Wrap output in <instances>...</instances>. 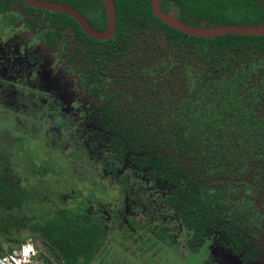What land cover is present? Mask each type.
<instances>
[{
  "label": "trees",
  "instance_id": "trees-1",
  "mask_svg": "<svg viewBox=\"0 0 264 264\" xmlns=\"http://www.w3.org/2000/svg\"><path fill=\"white\" fill-rule=\"evenodd\" d=\"M50 1L76 8L96 29L106 27L103 0ZM113 1L116 30L106 40L87 35L66 13L21 0H0V30L7 19H22L35 27L47 50H61L74 62L83 93L97 107L106 170L114 174L127 160L167 187L164 203L190 230V258L208 232L218 231L226 238L224 248L242 263L257 260L264 220V34L190 36L155 17L150 0ZM14 2L23 5L22 14L12 12ZM159 5L196 26L264 23L260 0H161ZM8 164L2 149L3 240L17 244L23 241L18 229H33L29 238L46 252L39 251L42 264L95 262L104 237L98 219L62 206L41 218L37 212L25 214L30 194L6 181ZM159 227L158 236L170 243L171 235ZM10 248L0 242V254Z\"/></svg>",
  "mask_w": 264,
  "mask_h": 264
},
{
  "label": "rangeland",
  "instance_id": "rangeland-1",
  "mask_svg": "<svg viewBox=\"0 0 264 264\" xmlns=\"http://www.w3.org/2000/svg\"><path fill=\"white\" fill-rule=\"evenodd\" d=\"M21 9L14 3L12 12ZM11 19L0 30V153L9 163L6 181L30 194L25 214L41 218L62 206L96 217L104 235L96 264H264V220L257 261L242 263L224 248L226 238L218 231L208 232L190 258V230L164 203L167 187L127 160L114 174L106 170L97 107L83 93L74 63L60 51L45 50L26 22ZM159 226L171 235L170 243L158 236ZM32 232L20 228L16 234L24 240ZM0 242L4 249L14 245L1 234ZM36 245L46 254L38 240Z\"/></svg>",
  "mask_w": 264,
  "mask_h": 264
},
{
  "label": "water",
  "instance_id": "water-1",
  "mask_svg": "<svg viewBox=\"0 0 264 264\" xmlns=\"http://www.w3.org/2000/svg\"><path fill=\"white\" fill-rule=\"evenodd\" d=\"M24 3L41 10L63 12L71 16L80 28L95 39L106 40L111 38L116 30V13L113 0H103L106 13V27L96 29L86 17L76 8L58 1L50 0H22ZM161 0H150L153 15L163 23L190 36L214 38L227 34L263 35L264 23L257 25L248 24H222L215 26H196L179 19L173 12H166L160 7Z\"/></svg>",
  "mask_w": 264,
  "mask_h": 264
},
{
  "label": "built area",
  "instance_id": "built-area-1",
  "mask_svg": "<svg viewBox=\"0 0 264 264\" xmlns=\"http://www.w3.org/2000/svg\"><path fill=\"white\" fill-rule=\"evenodd\" d=\"M38 254L36 241L27 238L11 246L4 254H0V264H42Z\"/></svg>",
  "mask_w": 264,
  "mask_h": 264
},
{
  "label": "flooded vegetation",
  "instance_id": "flooded-vegetation-1",
  "mask_svg": "<svg viewBox=\"0 0 264 264\" xmlns=\"http://www.w3.org/2000/svg\"><path fill=\"white\" fill-rule=\"evenodd\" d=\"M21 1H22V0H21ZM22 2H23V1H22ZM260 2H261V1H260ZM14 3H18V2H14ZM14 3H13V4H14ZM261 3H262V2H261ZM18 4H19V3H18ZM25 4H26V3H25ZM262 4H264V2H263ZM20 5H21V4H20ZM23 5H24V2H23ZM23 5H22V6H23ZM16 13L18 14V12H16ZM16 13H15V14H16ZM19 14H22V9H21V12H20ZM9 19H10V18H9ZM19 21H23V22H25L24 20L21 19V20L15 21V23H16V22H19ZM27 25H28V24H27ZM28 27H29V26H28ZM29 28H30V27H29ZM30 29L33 31V33H32V37H33L34 39H39L40 42H43V47H44V41H43L42 39H40V38H36V35H35V34H37V32H36L35 27L30 28ZM33 29H34V30H33ZM65 43H66V42H65ZM65 43H64V41H60V42H59V45H65ZM44 49L47 50L45 47H44ZM59 50H60V48H59ZM47 51H49V50H47ZM49 52H50V51H49ZM60 52H61L62 56L65 57L66 54L63 53L61 50H60ZM66 57H67V55H66ZM66 62H68V63H72V64L74 63V62H70V61H67V60H66ZM74 65H75V64H74ZM75 71H76V70H75ZM76 74H77V72H76ZM77 81H78V74H77ZM78 82H79V81H78ZM260 248H261V247H260ZM262 252H263V251H262ZM262 254H263V253H262ZM262 254H261V255H262ZM261 255H260V256H261ZM235 256H236V255H235ZM260 256L258 257V259L260 258ZM258 259H257V260H258ZM257 260H255V261H257ZM247 263H248V262H247Z\"/></svg>",
  "mask_w": 264,
  "mask_h": 264
},
{
  "label": "crops",
  "instance_id": "crops-1",
  "mask_svg": "<svg viewBox=\"0 0 264 264\" xmlns=\"http://www.w3.org/2000/svg\"><path fill=\"white\" fill-rule=\"evenodd\" d=\"M96 263V262H95Z\"/></svg>",
  "mask_w": 264,
  "mask_h": 264
}]
</instances>
